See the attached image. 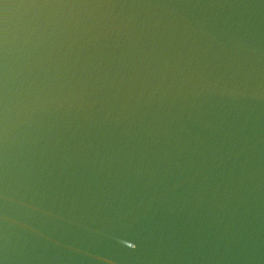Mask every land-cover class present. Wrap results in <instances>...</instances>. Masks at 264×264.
<instances>
[{
    "label": "water",
    "instance_id": "water-1",
    "mask_svg": "<svg viewBox=\"0 0 264 264\" xmlns=\"http://www.w3.org/2000/svg\"><path fill=\"white\" fill-rule=\"evenodd\" d=\"M0 264H264V0H0Z\"/></svg>",
    "mask_w": 264,
    "mask_h": 264
}]
</instances>
